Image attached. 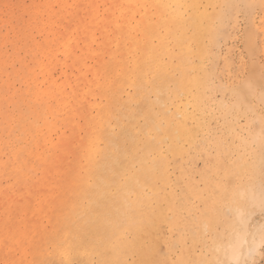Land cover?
<instances>
[{
  "label": "bare ground",
  "instance_id": "6f19581e",
  "mask_svg": "<svg viewBox=\"0 0 264 264\" xmlns=\"http://www.w3.org/2000/svg\"><path fill=\"white\" fill-rule=\"evenodd\" d=\"M256 10L0 1V264H249L264 230ZM240 13L236 73L217 60Z\"/></svg>",
  "mask_w": 264,
  "mask_h": 264
},
{
  "label": "rangeland",
  "instance_id": "374dc122",
  "mask_svg": "<svg viewBox=\"0 0 264 264\" xmlns=\"http://www.w3.org/2000/svg\"><path fill=\"white\" fill-rule=\"evenodd\" d=\"M0 1H2V0H0ZM5 1H8V0H5ZM255 12H254L255 14L253 13V19H254V21H256V24L264 23V21H263L264 18H263L262 13L259 10H256ZM238 15L239 16H238V19H237V21H238L237 22V28L235 29L234 36L228 42L227 45L222 44L220 46V48H219V55L220 56H219V58L217 60L219 66H221L222 63H223L222 60L224 59L223 57H226V56L229 57V60L232 63V67H233L232 69L236 73L239 70L242 69V63L244 62V60H246V58H245V52L243 50L244 48L242 46V38H241L242 35H243V28H244V24H245V22H244L245 19H244V16L242 15V13H240ZM255 18L257 20H255ZM0 34H1V31H0ZM262 62L264 63V59H263ZM232 76H233V74H232ZM226 78H228V76H226ZM228 80H230V78H228ZM217 96L219 97L220 95L217 94ZM223 98H224V101L227 102L228 97L227 96H224ZM200 163L201 162H198L197 165L198 166H201ZM255 220L257 221V223H261L262 220H263V217L261 218V215L258 213V214L255 215ZM251 261L249 262V264H264V243L263 244L261 243V245L260 244L258 245V247H257V253L255 254V257L253 258V260H251Z\"/></svg>",
  "mask_w": 264,
  "mask_h": 264
},
{
  "label": "snow or ice",
  "instance_id": "6c2138e0",
  "mask_svg": "<svg viewBox=\"0 0 264 264\" xmlns=\"http://www.w3.org/2000/svg\"><path fill=\"white\" fill-rule=\"evenodd\" d=\"M261 242L264 243V230L261 231Z\"/></svg>",
  "mask_w": 264,
  "mask_h": 264
}]
</instances>
